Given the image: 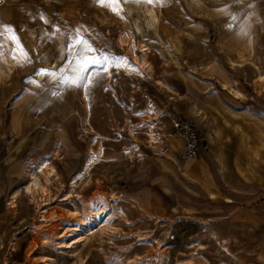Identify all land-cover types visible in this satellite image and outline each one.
<instances>
[{
	"label": "rangeland",
	"instance_id": "374dc122",
	"mask_svg": "<svg viewBox=\"0 0 264 264\" xmlns=\"http://www.w3.org/2000/svg\"><path fill=\"white\" fill-rule=\"evenodd\" d=\"M120 7L0 0L28 55H0V264H264L224 247L215 208L161 173L157 142L203 91L264 111V0ZM91 205L106 221L69 240Z\"/></svg>",
	"mask_w": 264,
	"mask_h": 264
},
{
	"label": "crops",
	"instance_id": "0c3cea01",
	"mask_svg": "<svg viewBox=\"0 0 264 264\" xmlns=\"http://www.w3.org/2000/svg\"><path fill=\"white\" fill-rule=\"evenodd\" d=\"M178 113L199 131L201 147L196 158H184L183 138H169L166 158L159 159L161 173L188 179L194 195L215 208V221L225 224L227 250L230 242L232 252L242 249L264 260V231L259 232L264 224L259 211L264 209L259 203L264 200V111L209 90Z\"/></svg>",
	"mask_w": 264,
	"mask_h": 264
},
{
	"label": "snow or ice",
	"instance_id": "6c2138e0",
	"mask_svg": "<svg viewBox=\"0 0 264 264\" xmlns=\"http://www.w3.org/2000/svg\"><path fill=\"white\" fill-rule=\"evenodd\" d=\"M94 2L104 7H110L115 14L119 15L120 12L122 11L120 5L122 2H126V0H94ZM147 2L152 3L153 0H147ZM77 36L78 38L74 41L73 47H75L76 45H83L85 51H93L91 45H89L87 41L83 39V37H80L79 33H77ZM8 42H11V44L14 45V47L11 49V51L14 53L13 55L14 59L17 58L15 53H19V56L24 60L28 59L27 52L24 50L22 44L20 43L19 36L16 34L15 29L12 28V26L10 25L7 26L0 25V55L3 54V49L7 46ZM106 59L107 57H105V60ZM89 62L99 63L100 61L93 59L90 60ZM70 83L74 84L76 83V80L73 79L72 81H70Z\"/></svg>",
	"mask_w": 264,
	"mask_h": 264
},
{
	"label": "built area",
	"instance_id": "2783aa9c",
	"mask_svg": "<svg viewBox=\"0 0 264 264\" xmlns=\"http://www.w3.org/2000/svg\"><path fill=\"white\" fill-rule=\"evenodd\" d=\"M159 136V134H158ZM181 137L184 140L183 157L196 158L200 149V140L197 132L192 124L181 119H173L170 123V128L166 134L158 137L157 142L161 144L160 151L166 153V139L172 137Z\"/></svg>",
	"mask_w": 264,
	"mask_h": 264
},
{
	"label": "bare ground",
	"instance_id": "6f19581e",
	"mask_svg": "<svg viewBox=\"0 0 264 264\" xmlns=\"http://www.w3.org/2000/svg\"><path fill=\"white\" fill-rule=\"evenodd\" d=\"M93 160H89L84 168V172L79 173L78 176L76 178H74L73 180V184H75L77 181L82 178L83 174H85L87 172V170L89 169L91 163ZM43 172V171H42ZM50 173V171L48 172ZM33 182V181H32ZM45 191L43 190V188L41 189V193L43 195H45ZM105 213V206L103 205H91L90 207H88V209L86 210V212L81 215L79 217V225L75 226L72 230V237L69 240H73L76 239L78 237H80L82 234L87 233L90 230H93L95 228H97L98 226L101 225V223L105 222L106 219L104 217ZM161 258H156L154 259V261H152V263H148V264H160Z\"/></svg>",
	"mask_w": 264,
	"mask_h": 264
},
{
	"label": "trees",
	"instance_id": "16d2710c",
	"mask_svg": "<svg viewBox=\"0 0 264 264\" xmlns=\"http://www.w3.org/2000/svg\"><path fill=\"white\" fill-rule=\"evenodd\" d=\"M182 120V119H181ZM194 127V126H193ZM195 128V127H194ZM195 130H196V128H195ZM196 132H197V135H198V138H199V140H200V147H201V136H200V134H199V131L198 130H196Z\"/></svg>",
	"mask_w": 264,
	"mask_h": 264
}]
</instances>
